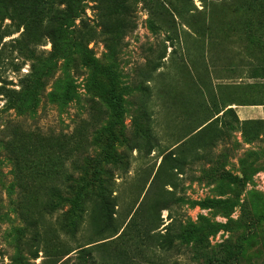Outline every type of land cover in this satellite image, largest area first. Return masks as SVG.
Here are the masks:
<instances>
[{
  "label": "rangeland",
  "instance_id": "374dc122",
  "mask_svg": "<svg viewBox=\"0 0 264 264\" xmlns=\"http://www.w3.org/2000/svg\"><path fill=\"white\" fill-rule=\"evenodd\" d=\"M36 1L0 0V264H264V0H70L83 42Z\"/></svg>",
  "mask_w": 264,
  "mask_h": 264
},
{
  "label": "trees",
  "instance_id": "16d2710c",
  "mask_svg": "<svg viewBox=\"0 0 264 264\" xmlns=\"http://www.w3.org/2000/svg\"><path fill=\"white\" fill-rule=\"evenodd\" d=\"M38 1V0H37ZM36 3H32L30 6V14H35L39 18V21L42 23L40 36L48 37L51 40L55 39L59 35L62 34H68L69 32H74L75 29L74 26V20L79 19L81 31L78 34L80 41L88 40V38H92L96 36L97 33H95V30L90 28L87 23L84 21V19L81 18V9L76 8L75 11L73 10L72 4L70 3V0H42L44 2L38 1ZM59 4H64L63 7H59ZM115 7H113L114 9ZM115 12V9H114ZM106 13V12H104ZM13 17L19 18L18 14L13 15ZM38 21V23H39ZM119 20L116 21V24L122 29L125 28L126 25L119 24ZM8 26H6L5 29H7ZM72 29V30H69ZM115 30L112 28L106 26L105 23H103V32L100 33V36H103L104 40H107L110 43L114 42L115 39ZM156 240L159 244L160 249L164 251H168L171 249V237L159 234V236L156 237Z\"/></svg>",
  "mask_w": 264,
  "mask_h": 264
},
{
  "label": "crops",
  "instance_id": "0c3cea01",
  "mask_svg": "<svg viewBox=\"0 0 264 264\" xmlns=\"http://www.w3.org/2000/svg\"><path fill=\"white\" fill-rule=\"evenodd\" d=\"M229 105H230L229 108H235V105L236 104L231 103ZM254 106H255L254 109H251L252 107H250V106H241L238 109V113L241 114V115H243L242 116L243 118H246V116H248V114H252L254 112H259L258 111V108H257L259 105H254Z\"/></svg>",
  "mask_w": 264,
  "mask_h": 264
}]
</instances>
